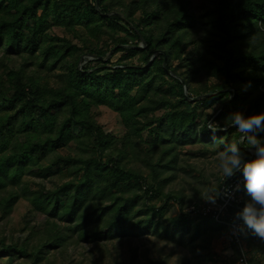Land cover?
<instances>
[{
	"label": "trees",
	"instance_id": "16d2710c",
	"mask_svg": "<svg viewBox=\"0 0 264 264\" xmlns=\"http://www.w3.org/2000/svg\"><path fill=\"white\" fill-rule=\"evenodd\" d=\"M100 107L119 117L120 137L94 120ZM237 110L264 112V0H0V222L20 199L43 217L41 229L0 237V259L48 264L69 245L150 234L182 243L192 214L179 192L164 193L179 151L201 145L215 154L239 140L227 119ZM211 120L226 129L216 141ZM137 163L148 176L129 167ZM65 170L68 180L53 189L24 180ZM169 201L180 212L163 226ZM194 216L193 250L228 230Z\"/></svg>",
	"mask_w": 264,
	"mask_h": 264
},
{
	"label": "rangeland",
	"instance_id": "374dc122",
	"mask_svg": "<svg viewBox=\"0 0 264 264\" xmlns=\"http://www.w3.org/2000/svg\"><path fill=\"white\" fill-rule=\"evenodd\" d=\"M54 33L58 36L64 35L58 29H55ZM67 38L70 37L67 36ZM73 42L77 43L78 40H73ZM139 46L142 47V44ZM120 56L121 53L115 55L111 59V63L113 64ZM91 58L87 57L86 60ZM216 109L217 105H214L205 110V114H213ZM92 117L106 133H110L116 138L122 135L123 127L120 119L113 112L100 107L93 109ZM213 150V148L201 149V145H194L179 151L180 167L175 172L174 181L165 187L164 193L168 191L179 192V196L183 198L184 209L191 207L192 203H197L198 206L206 203L207 201L202 197L209 189H216L220 181L225 178L218 168L217 153L213 154ZM241 151L242 153L248 152L243 148ZM243 154L246 158L245 153ZM138 166H140L143 176L149 175L148 168L142 164L129 165L131 168L135 167L134 169ZM65 172L66 170L61 175L53 176L43 182L30 176L25 177L24 180L29 183L31 189H35L39 183H43L47 189H53L68 180L64 178ZM247 198L250 199L247 193L240 195L241 200H247ZM190 201L191 203H189ZM160 203L161 201L153 202L157 205ZM179 212L178 203L169 201L161 224L166 226L168 220L177 216ZM197 220L196 216L192 215V220L189 222L185 233H181V235L183 234L182 243L179 242L180 235H176L172 239L169 237L163 239L159 238L157 234H150L99 244L69 245L63 252H51L48 264H238L240 254L237 257L234 248L242 249L250 264H264V251L261 249L262 246L264 247V240L256 237L246 227L240 231L239 244L233 242L228 229L222 236H213L208 245L206 242L196 240L194 244L197 247L193 250V247L187 243L189 235L194 231L192 226L196 224ZM42 221L43 217L37 216L35 218L29 203L20 199L14 205L9 219L0 222V237L5 236L10 240V236H12L16 240L26 235V232L22 233L21 229L26 227L34 230L41 229ZM6 243L11 242L6 241ZM204 257H209L211 260L203 263L202 258ZM23 262V259H16V257L0 259V264H24Z\"/></svg>",
	"mask_w": 264,
	"mask_h": 264
},
{
	"label": "clouds",
	"instance_id": "9594fccd",
	"mask_svg": "<svg viewBox=\"0 0 264 264\" xmlns=\"http://www.w3.org/2000/svg\"><path fill=\"white\" fill-rule=\"evenodd\" d=\"M92 59L94 58L90 60ZM227 119L231 121L230 126L242 135L239 140L225 144L223 150L217 153L218 168L227 178L233 177L237 172L242 174L244 190L250 199L236 213V217L243 221L240 231L246 227L256 237L264 240V139L259 137V133H264V112L245 116L242 111L237 110ZM207 127L213 134V141L217 139L216 132L226 130L213 121H209ZM245 141L251 149L255 150L252 159H246L241 151L240 144ZM239 189L240 186L237 184L235 191ZM221 195L231 198L233 190L227 186L223 193L219 189H209L202 198L215 204Z\"/></svg>",
	"mask_w": 264,
	"mask_h": 264
},
{
	"label": "built area",
	"instance_id": "2783aa9c",
	"mask_svg": "<svg viewBox=\"0 0 264 264\" xmlns=\"http://www.w3.org/2000/svg\"><path fill=\"white\" fill-rule=\"evenodd\" d=\"M248 157L249 159L254 158L255 150L248 148ZM239 184V191H235L236 185ZM244 185L243 176L242 177H231L227 181H225L221 187L220 191L223 193L224 188L227 186L233 190V195L231 198L225 197L221 195L215 204L210 202L204 203L202 206H191L187 208L185 211L189 212L192 215H197L205 218L212 219L218 225L226 226L229 229V235L233 242L239 244V234L240 228L243 227V221L238 219L233 215H229L228 210L232 207H235L238 211L241 210L242 200L240 199V195L242 193V186ZM240 258L238 260V264H248V259L246 258L245 252L238 248Z\"/></svg>",
	"mask_w": 264,
	"mask_h": 264
},
{
	"label": "water",
	"instance_id": "95a60500",
	"mask_svg": "<svg viewBox=\"0 0 264 264\" xmlns=\"http://www.w3.org/2000/svg\"><path fill=\"white\" fill-rule=\"evenodd\" d=\"M136 48L141 49L142 47L138 46ZM111 54H112V50L107 54L106 59H109L111 57ZM233 92H235V91L233 90ZM203 97L204 96L197 97V98L192 99L191 101H198V100H201ZM232 98H233V96L227 102H225V104L229 103L232 100ZM243 149L247 150L248 148L244 147Z\"/></svg>",
	"mask_w": 264,
	"mask_h": 264
}]
</instances>
